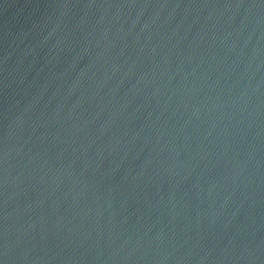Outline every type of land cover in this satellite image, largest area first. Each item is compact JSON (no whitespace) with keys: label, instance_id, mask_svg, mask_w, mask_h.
<instances>
[{"label":"water","instance_id":"water-1","mask_svg":"<svg viewBox=\"0 0 264 264\" xmlns=\"http://www.w3.org/2000/svg\"><path fill=\"white\" fill-rule=\"evenodd\" d=\"M0 264H264V0H0Z\"/></svg>","mask_w":264,"mask_h":264}]
</instances>
